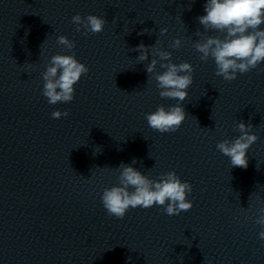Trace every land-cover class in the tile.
<instances>
[{"label": "clouds", "instance_id": "obj_1", "mask_svg": "<svg viewBox=\"0 0 264 264\" xmlns=\"http://www.w3.org/2000/svg\"><path fill=\"white\" fill-rule=\"evenodd\" d=\"M204 11L206 15L197 19L205 33L214 30L224 35L223 38L208 36L197 30L196 35L202 39L193 46L201 54L202 61L207 62L209 58L214 60L217 76L231 82L237 78V73H247L264 62V28L260 27L264 24V0H206ZM71 19L76 25V31L83 29L85 35L102 32L106 24L104 18L92 14L86 17L76 14ZM159 31L163 36L168 29L161 28ZM145 32L149 35L151 33L145 29L139 34L143 35ZM56 43L68 51L76 47L75 41L63 35L57 37ZM158 44L159 41L149 46L140 43L133 51L139 53L136 59L140 62L147 61L149 55L152 56L151 62L146 65V72L154 77L159 96L176 100L177 104L167 109L160 105L156 111L147 113L145 119L155 131L176 132L187 116L182 102L187 98V89L193 83L194 68L188 62H172V53L158 47ZM181 44L182 40L177 38L171 47L179 48ZM158 64L163 69L162 72L157 71ZM88 71V67L78 61L74 53L52 55L42 73V95L52 105L70 103L74 99V85ZM68 115L67 110L52 112L54 119ZM252 128L251 124L239 121L236 130L240 135L217 143V150L230 158L232 167L247 168L248 149L258 140ZM131 163L135 165L137 161L133 159ZM114 170L119 173L118 184L105 188L101 195L102 205L110 216L123 219L130 208L147 209L154 205L162 207L168 216H174L193 207L192 202L187 199L193 190L192 185L181 181L175 171L163 173L157 180H153L128 164L121 163ZM247 210L251 211V206ZM255 211L254 222L261 229L258 237L264 240V205L257 207Z\"/></svg>", "mask_w": 264, "mask_h": 264}]
</instances>
